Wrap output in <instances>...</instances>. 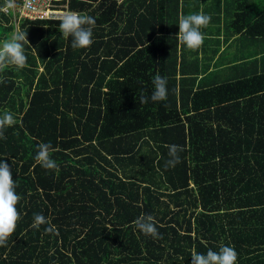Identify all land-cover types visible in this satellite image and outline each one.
<instances>
[{
    "label": "trees",
    "instance_id": "obj_1",
    "mask_svg": "<svg viewBox=\"0 0 264 264\" xmlns=\"http://www.w3.org/2000/svg\"><path fill=\"white\" fill-rule=\"evenodd\" d=\"M10 2L0 42L19 29L29 45L23 68L0 66V113L16 120L0 160L20 196L0 264H191L221 246L264 264V0H58L95 19L78 49L59 22L13 20ZM201 11L211 21L189 50L178 18ZM216 56L226 67L208 75ZM157 74L167 98L140 103ZM39 143L57 169L37 163ZM35 214L49 224L33 228ZM142 215L159 238L135 227Z\"/></svg>",
    "mask_w": 264,
    "mask_h": 264
},
{
    "label": "clouds",
    "instance_id": "obj_2",
    "mask_svg": "<svg viewBox=\"0 0 264 264\" xmlns=\"http://www.w3.org/2000/svg\"><path fill=\"white\" fill-rule=\"evenodd\" d=\"M23 1V0H22ZM53 0V6L56 5ZM59 6V5H56ZM13 11V3H9ZM22 8V2L18 9ZM7 9V8H6ZM19 12L14 13L18 16ZM26 19V18H22ZM48 20V19H35ZM34 21V20H29ZM54 21V20H48ZM211 21V16L202 11L180 15L178 18L177 39L179 43L189 50L199 49L204 36L201 29L206 27ZM95 25V19L92 16L81 15L80 13L68 11L59 18L60 33L65 37H71V46L74 49L87 48L93 43L92 27ZM27 32L17 29L11 34L9 39L0 42V66L13 65L17 68H23L27 57L24 52V45L29 42L26 39ZM154 89L150 97L141 96L140 103H147L149 99L153 102L163 101L167 98V80L155 75L152 80ZM16 123L14 115L10 111L0 113V139L4 137V130L12 127ZM168 155L170 159L166 162L167 166L174 167L180 162L179 152L183 148L179 145H168ZM51 145L48 143H39L35 160L45 169H57V164L50 158ZM16 183L12 179L9 165L0 160V247L7 244L9 237L14 233L20 214L16 205L20 196L16 192ZM49 224V221L42 214H35L33 219V228H39L40 225ZM135 227L140 233L151 236L154 239L159 238L154 218L150 215L140 216L134 221ZM46 232H55L54 226L45 229ZM237 253L234 247L221 246L218 251L208 249L206 253L193 251L191 254V264H236Z\"/></svg>",
    "mask_w": 264,
    "mask_h": 264
},
{
    "label": "built area",
    "instance_id": "obj_3",
    "mask_svg": "<svg viewBox=\"0 0 264 264\" xmlns=\"http://www.w3.org/2000/svg\"><path fill=\"white\" fill-rule=\"evenodd\" d=\"M123 1L116 0L117 4H121ZM22 9L32 13L29 18L57 21L65 12H68L66 7L53 6L52 0H23Z\"/></svg>",
    "mask_w": 264,
    "mask_h": 264
},
{
    "label": "rangeland",
    "instance_id": "obj_4",
    "mask_svg": "<svg viewBox=\"0 0 264 264\" xmlns=\"http://www.w3.org/2000/svg\"><path fill=\"white\" fill-rule=\"evenodd\" d=\"M52 2H53V0H52ZM7 8V7H6ZM6 8H4V9H2V12H7V9ZM66 9H68V8H66ZM68 11H70L69 9H68ZM13 13H16V12H19L18 13V16H14V17H12L13 18V20H15V21H20V19H22V18H26L27 20H35L34 18H29L30 17V14H32V13H30V12H26V11H24L22 8H20V9H18V8H15V4L13 3V11H12ZM54 21H56V22H59V20L57 21V20H54ZM17 27V26H16ZM15 27V28H16Z\"/></svg>",
    "mask_w": 264,
    "mask_h": 264
},
{
    "label": "crops",
    "instance_id": "obj_5",
    "mask_svg": "<svg viewBox=\"0 0 264 264\" xmlns=\"http://www.w3.org/2000/svg\"><path fill=\"white\" fill-rule=\"evenodd\" d=\"M228 52H229V50H228ZM217 57H218V56L214 57V59H213L211 62L206 63V64H208V67H209V70H210V73H209V72L207 73L208 75L214 73L215 71H221V70H223V68L226 67L225 64H221V65H223V66L216 67V64H217ZM233 59H234V58H233ZM230 60H231V58H230L229 53H228V62H229ZM208 75H207V76H208ZM200 78H201V77L199 76L198 79H200Z\"/></svg>",
    "mask_w": 264,
    "mask_h": 264
}]
</instances>
